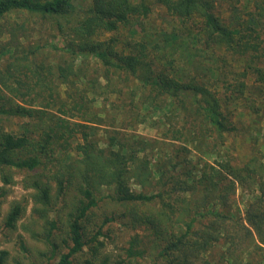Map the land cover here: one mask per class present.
<instances>
[{
    "label": "trees",
    "instance_id": "obj_1",
    "mask_svg": "<svg viewBox=\"0 0 264 264\" xmlns=\"http://www.w3.org/2000/svg\"><path fill=\"white\" fill-rule=\"evenodd\" d=\"M217 2L0 0V62L9 57L7 66L0 63V80L10 93L0 95V119L20 117L27 120L25 126L35 125L34 131L24 128L16 135L0 123V167L33 171L44 164L43 158L52 165L61 163L77 180L83 197L69 222L67 252L56 263L47 264H75V255L88 245L93 257L99 254L102 242L95 235L89 237L84 225L91 209L105 198L161 205L149 214L136 213L142 219L139 225L151 230L153 242H163L160 262L155 264H197L194 259L198 254L191 247L209 248L220 237H226L232 248L249 237L252 247L254 232L264 246V158L240 163L226 148L229 138L242 133L240 111L253 112L264 120V0H255L257 10L246 14H241V8H230L227 20L216 13ZM156 6L165 9L172 21L166 30L148 27ZM15 13L38 17L41 27L53 29L55 34L51 33L46 43L40 39L36 45L20 47L19 39L27 37L30 27L8 21ZM120 27L132 28L130 39L120 40ZM107 34L110 37L103 39ZM5 35L12 38L8 44L2 41ZM57 36L62 38V46L54 43ZM12 61L17 70L39 79L48 95L42 97L41 91H34L32 97L31 76L26 81L16 79L26 86L20 91L22 85L17 83L16 89L10 83L16 77L10 74ZM54 81L60 90L55 89ZM18 98L31 104L42 100L40 106L44 107L53 103L61 114L69 109L81 122L91 124L75 125L81 127L84 142L75 145L74 162L68 159L73 128L57 113L38 110L36 105H19ZM104 108L111 117L113 112L120 116L119 124L115 125L114 119L105 125L104 141L91 140L108 116ZM136 124L163 127L159 149L147 138L128 135L126 130ZM250 137L258 145V140ZM263 140L260 146L264 149ZM133 180L143 187L155 185L159 192L133 190ZM238 180L251 187L259 185L260 190L246 209L245 221L226 207ZM100 185L113 193L98 197ZM34 186L40 199L49 204L50 185L37 179ZM22 212L20 204L11 208L7 228L15 227ZM207 221L210 232L198 235L196 227ZM53 230H48L47 240L55 252ZM193 235L195 247L189 241ZM254 247L259 248L257 243ZM129 253L141 255L133 249ZM8 256V251H1L0 264H5ZM245 259L235 255L228 261L243 264ZM84 264L93 263L87 260Z\"/></svg>",
    "mask_w": 264,
    "mask_h": 264
},
{
    "label": "rangeland",
    "instance_id": "obj_2",
    "mask_svg": "<svg viewBox=\"0 0 264 264\" xmlns=\"http://www.w3.org/2000/svg\"><path fill=\"white\" fill-rule=\"evenodd\" d=\"M254 2L255 0H218L216 3V13L227 20L230 16V8H241V14H246L254 8L257 10V8L254 7ZM155 9L156 15L151 16L149 20L151 21L152 27L151 25L148 26L145 20L144 23H146L149 29L155 28L159 31L166 30V28L172 24L171 19L165 15L166 10L162 7L156 6ZM8 21L12 24L25 23L30 27V30L25 33L27 37L19 39L21 44L20 47L25 46L28 48L32 45H36V43L41 40L46 43L51 33L55 34L53 29L51 32L48 29H43L41 27L43 26L41 25L42 21L38 17L15 13L10 15ZM47 28L50 27L47 26ZM117 33L121 41H123V39H130L132 36V28L120 27ZM109 37L110 35L107 34V37L105 36L103 39H108ZM139 38L140 35H138V39ZM11 39L9 35L2 37V41L5 42V44H8ZM62 42L63 40L60 36H57L54 40V43L57 45L60 44L62 46ZM9 46L10 45H8V48ZM38 58L41 59L42 57ZM8 59L9 57L3 59V62L0 63L7 66L8 62H6V60ZM12 64H14V61L10 63V74L16 77L10 79V83H13L16 89L19 88L17 83L22 85L20 91H24L26 87L22 82H16V79L26 81L32 77V82H30L32 97L34 91H41L42 97L48 95V90H46L43 85L41 87L39 79H33L32 74L24 72L26 70H17ZM55 83V89L57 88V90H60V84L57 81H54V84ZM2 85L0 80V95L6 93L10 94ZM62 89L64 90L65 86H63ZM15 100L19 105H36L35 108L38 110L41 109L46 112L57 113L58 116L63 118L62 120L66 121L68 125L73 128L72 136L68 138L70 142V144H68V150L71 149V154H69L70 158L68 159L74 162L77 158V154L73 149L76 144L84 142L81 127H76L75 125L79 123L85 125L91 124L81 122L82 118L73 116L76 115V112H72L69 109L68 111L65 110L66 114H61L57 106L52 107L54 105L53 103L49 104L48 107H44L40 106L42 105L40 104L42 100H35L33 104H31L30 100H22L21 98ZM72 100L74 104L79 103L76 99ZM73 106L75 105H70L69 107ZM101 108H103V105ZM93 110L100 111L99 109ZM104 112L108 113V116H104L100 128L96 127V134H98V136L93 134L90 137L91 140L98 138L104 141L106 138L102 131L107 127L105 125L112 123L114 119H117V122L114 124H119L118 121L121 119L119 115L113 112L111 117L108 108H104ZM252 113L253 112L244 114L241 111L239 112L238 121L239 123L242 122V133L237 137H231L227 140V150L232 152L233 157L240 163H246L252 157L260 161L264 158V149L260 146V144L262 145V138H264V120H261L260 117ZM0 123H2L5 131L16 135H21L24 128L35 130V125L33 124L29 127L25 126V123H27L25 118L2 117ZM113 129H116V126H114ZM163 131V127L157 129L150 124H136L134 128L126 130L128 135L147 138L154 145L157 143L158 149L160 146L159 140L163 137ZM251 135L258 140V145L255 144L257 142L252 141ZM101 146L105 147L103 144ZM260 147L263 150L259 151ZM192 153L198 156L195 151ZM57 157H60L59 153ZM196 159L194 158V160ZM205 160L214 161L211 158H205ZM70 161H68V163ZM43 163L42 166L33 171L14 167H0V252L5 250L9 253L5 264L56 263L61 254L67 252L70 246L68 237L69 222L71 218L76 215L75 213L80 206L81 200L83 201V197L79 190V184L74 177L68 175L66 166H63L61 163L52 165V163L44 158ZM37 179L48 183L51 187L49 204H45L40 199V192L34 186ZM138 183L133 180V190L144 191L146 193L159 192V189L155 185L154 187H143ZM258 186L259 185L251 187L249 184H240L238 180L230 196L231 200L226 207L229 206L230 211H233L245 221L246 209L250 207L255 197L260 193ZM111 193H113V191L106 185H100L98 187V197H107ZM186 196L189 197L187 194ZM15 204H20L23 207V212L15 227L10 229L5 225V221L8 213ZM160 207V204L146 206L131 203H118L108 198L102 200L96 208L91 209L89 212V216L85 221L84 231L89 237L91 235L97 236L99 242H102L103 245L101 247L98 245L100 252L96 257H93L92 252L89 250L91 245L85 246L82 252L75 255V264H84L87 260L92 261L93 264H102L103 262L106 264H155L156 262H160L158 255L160 245H163V242H153L154 238L151 230L146 226H140L139 223L142 219H140L139 216L137 218L136 215L138 212L149 214V212L154 211L153 208L158 210ZM51 222H53L52 226L50 224ZM244 224L248 227L247 223L244 222ZM208 226V221L205 225L202 224L197 226L196 231L198 235L203 236L205 232H210ZM53 228L52 241L56 245L55 252L47 240L49 239L47 234L48 230ZM254 234L253 232V236H251L252 247L249 246V237L243 238L244 240L236 248L228 247L227 238L220 237L218 241L214 242L213 245L206 249H200L194 246L196 236L193 235L190 237L189 241H192L195 248L191 247V250L198 254L194 262L197 264H206V262L209 264H235L233 261H228V259H232L237 255L238 258H246L242 262L243 264H264V246L257 242ZM255 240L256 242L254 243ZM256 243L259 248L254 247ZM185 248L187 249L186 245ZM130 249H133V251H140L141 255L134 256V254H130ZM246 250H248V252H246Z\"/></svg>",
    "mask_w": 264,
    "mask_h": 264
}]
</instances>
